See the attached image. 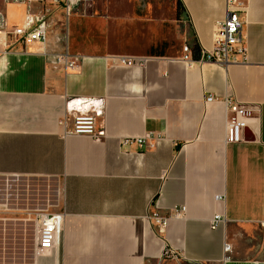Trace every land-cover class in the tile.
Segmentation results:
<instances>
[{
    "label": "crops",
    "instance_id": "0c3cea01",
    "mask_svg": "<svg viewBox=\"0 0 264 264\" xmlns=\"http://www.w3.org/2000/svg\"><path fill=\"white\" fill-rule=\"evenodd\" d=\"M94 5L65 20L62 43L0 46V264H220L226 242L227 264H264V0L245 2V59L228 65L201 61L226 0ZM0 13L11 27L29 9L0 0ZM75 98L102 101L101 141L67 134ZM229 101L252 111L237 144ZM147 134L151 150L122 145ZM176 211L164 227L148 219ZM63 212L58 246L41 253L40 216Z\"/></svg>",
    "mask_w": 264,
    "mask_h": 264
},
{
    "label": "built area",
    "instance_id": "2783aa9c",
    "mask_svg": "<svg viewBox=\"0 0 264 264\" xmlns=\"http://www.w3.org/2000/svg\"><path fill=\"white\" fill-rule=\"evenodd\" d=\"M6 3L26 4L29 13L21 25L8 26L5 17L0 13V46L4 48V53L16 49L17 46H27L28 44H39L45 47L50 39V22L47 14L51 12L52 7H60L64 11L65 20H67L78 8L87 5L92 0H4ZM247 0H226V18L216 25L215 48L212 53L203 55L202 62H210L221 65L242 62L240 57L245 59V35L243 28L245 20L243 15L246 13L245 2ZM39 5L40 11L34 12L32 7ZM189 61L190 48L185 49ZM57 62L62 65L66 71L77 68V59H73L67 52L57 54ZM123 62L130 66L141 65L143 60L123 59ZM210 97L208 101H213ZM228 141L233 144L240 143L243 138V131L249 126L252 119V111L244 109L236 102H228ZM67 113L71 117V127L67 134L84 135L95 141H101L105 137V132L99 131L97 127L98 118L103 116V104L101 100L75 98L67 103ZM68 122V117L64 118V124ZM156 137L147 134L143 138L125 139L122 145H131L137 143L146 150H151L156 145ZM155 204V208H156ZM178 211L168 216H161L159 213H152L148 219L155 221L158 226L164 227L168 224L172 215H177ZM66 214L52 213L42 214L40 216V232L38 249L41 253L54 250L61 238ZM225 221L220 216L215 217L212 227L217 228L219 224ZM224 258L220 264H227L231 257L232 246L225 243ZM165 257L177 259L178 255L172 251H165ZM207 264V263H201Z\"/></svg>",
    "mask_w": 264,
    "mask_h": 264
},
{
    "label": "rangeland",
    "instance_id": "374dc122",
    "mask_svg": "<svg viewBox=\"0 0 264 264\" xmlns=\"http://www.w3.org/2000/svg\"><path fill=\"white\" fill-rule=\"evenodd\" d=\"M98 0H94V8L97 5ZM38 9L40 6H37ZM85 6L82 7V10H85ZM41 8V7H40ZM51 12L47 14V19L50 22L51 28H50V37L54 38L57 42V38H59L57 43H62L63 38L65 37V16L64 11L60 8L56 10V8H51ZM56 10V11H54ZM55 20V25L51 24V20Z\"/></svg>",
    "mask_w": 264,
    "mask_h": 264
},
{
    "label": "trees",
    "instance_id": "16d2710c",
    "mask_svg": "<svg viewBox=\"0 0 264 264\" xmlns=\"http://www.w3.org/2000/svg\"><path fill=\"white\" fill-rule=\"evenodd\" d=\"M178 8L179 9L181 8L180 5L178 6ZM191 48H192L195 59L199 60L200 59V47L198 46V44L195 43Z\"/></svg>",
    "mask_w": 264,
    "mask_h": 264
}]
</instances>
